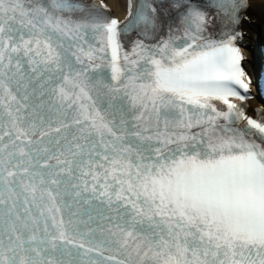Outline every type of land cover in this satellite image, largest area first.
<instances>
[{
    "label": "snow or ice",
    "instance_id": "snow-or-ice-1",
    "mask_svg": "<svg viewBox=\"0 0 264 264\" xmlns=\"http://www.w3.org/2000/svg\"><path fill=\"white\" fill-rule=\"evenodd\" d=\"M248 7L0 0V264H264Z\"/></svg>",
    "mask_w": 264,
    "mask_h": 264
},
{
    "label": "bare ground",
    "instance_id": "bare-ground-1",
    "mask_svg": "<svg viewBox=\"0 0 264 264\" xmlns=\"http://www.w3.org/2000/svg\"><path fill=\"white\" fill-rule=\"evenodd\" d=\"M250 1V16L251 19L256 20L259 22V25L256 27L254 24H242V31H245V39L249 41L250 44H253V39L257 36L258 32H262L264 34V30H262V26L264 25V8L261 7L259 0H249ZM113 7L117 8L121 2V0H110ZM247 58H246V65L250 66L252 63V57L247 51Z\"/></svg>",
    "mask_w": 264,
    "mask_h": 264
}]
</instances>
